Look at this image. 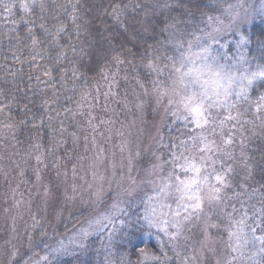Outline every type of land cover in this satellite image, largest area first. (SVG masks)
I'll list each match as a JSON object with an SVG mask.
<instances>
[{
    "label": "snow or ice",
    "instance_id": "obj_1",
    "mask_svg": "<svg viewBox=\"0 0 264 264\" xmlns=\"http://www.w3.org/2000/svg\"><path fill=\"white\" fill-rule=\"evenodd\" d=\"M225 2V18L229 20L227 25L219 16L210 15L200 9L198 5L201 0H179L182 14L193 16L195 10L202 17L201 23L204 27L192 28L191 22H187V27L192 30L181 33V36L191 39H175L172 48L174 55L165 56L170 64L167 80L152 81L156 103L163 106L168 117L165 123L182 124L187 129V133L169 141V159L166 163L170 167L166 174L159 177V183L149 181L153 185V194L149 195L147 192L140 194L135 190L127 192V195L134 199L138 197L142 206L137 220L143 221L149 229L157 230L158 235L161 236L158 249L160 254L141 248L138 264H167L170 259L168 252L165 251L167 245H170V250L178 256L176 249L179 241L182 237L187 239L184 236L186 227L194 221L204 223L205 230L208 227H220L218 224L208 223L212 215L206 209L215 208L220 209L221 214L218 219L228 235L232 253L229 264H233L237 259L243 261V264H264V234L258 235L264 233V185L253 187L251 190L241 186L240 192H234L232 197H228L225 189L230 186L228 174L231 168H224V161L219 157L232 158L231 153L224 151V148L233 143V136H222L219 145L215 139L218 130L222 134L228 124H231L230 133L236 130L237 124L243 127L242 113L239 110L241 104H247L252 110L254 119L264 123V64L257 61L256 57H249L245 50L249 37L244 33H241L236 40V51L231 56L227 51H222L228 46L221 44V38L231 26V19L239 15L237 7L243 8L241 0H237L236 4L228 0ZM49 3H54V0H19L18 6L25 14L30 15L37 6L42 14H46ZM80 4L81 0H67L66 4L55 5V8L62 9L65 13H68L70 8V19L76 24L80 19L78 7ZM188 4L192 7H187ZM15 7L17 5L12 0H0V9H3V13L8 16L12 15ZM126 7L128 6L125 5ZM155 7L170 8L171 6L164 3ZM110 15L120 27L130 33V38L139 34L130 31L138 23L135 19L128 25L122 23L121 17L126 13L119 4L113 6ZM164 23L166 27L161 30V34L167 32L174 35L180 31L178 27L180 20L176 16H172ZM76 27L79 30L81 26L76 25ZM40 28L51 36L54 45L57 44L60 34L65 32L63 24L54 26V31L45 28L43 23L40 24ZM32 33L33 29L30 26L28 35L31 37L32 45L37 46L40 41ZM78 36L79 31H77ZM107 43L111 45L112 41L108 40ZM58 46L61 51L56 59L59 60L67 53L63 51L62 45ZM260 48V56L264 58V42L261 43ZM72 51H76L74 46ZM111 59L116 64L123 63L118 55H113ZM148 66L154 67L153 62L149 61ZM104 71L101 69V72ZM78 72L79 69L73 67L74 77ZM157 72L159 74L160 70L157 69ZM45 75L51 78L50 71L45 72ZM63 79L64 76H61V80ZM257 81H260L259 85H256ZM253 92L256 94L255 99L252 98ZM4 107L6 105H0V109ZM136 107L142 111L143 102ZM247 122L252 123V121ZM36 159L40 162L39 156ZM101 196L102 189L96 193L97 201ZM233 199L235 203L231 202ZM121 205L122 201L117 197L103 213L89 218L86 226H81L73 236L66 238L67 244L62 239L58 240L54 247L45 245V254L40 255L38 259L36 258L38 254L29 256L28 260H24L21 256L16 264H52L50 257L55 258L58 254L66 253L71 244L82 246L83 241L93 232H100L110 226L113 232L118 231V223L119 225L126 223L119 219L120 216L127 215L128 208L132 206L131 202L126 207ZM16 255L14 251L13 258ZM186 259L182 264H186ZM105 264H116V262L106 258ZM119 264H131V261L121 257Z\"/></svg>",
    "mask_w": 264,
    "mask_h": 264
},
{
    "label": "rangeland",
    "instance_id": "obj_2",
    "mask_svg": "<svg viewBox=\"0 0 264 264\" xmlns=\"http://www.w3.org/2000/svg\"><path fill=\"white\" fill-rule=\"evenodd\" d=\"M228 2L236 4L237 0ZM241 2L243 8L237 7L239 15L231 19V26L221 38V44L228 46L222 51H227L229 56L236 51L240 34L264 12V0ZM218 3L209 14L219 16L227 25L226 2L220 0ZM183 32L188 31L180 30L171 35L173 42L177 38L191 39L182 37ZM152 62L154 67L148 66L149 60H124L115 72L109 71L99 78L81 107L69 118L73 123L77 122L78 134L72 140H65L58 151L38 146L19 158L16 147L0 149V264H16L21 256L28 260L34 254L33 246L41 233L42 236L52 234L56 242L63 239L67 244L66 238L86 226L89 218L103 213L117 197L122 201V207L129 202L132 204L120 220L125 221L135 213L134 208L142 211L139 198L134 199L127 192L153 194V185L149 181L159 183V177L170 167L166 163L168 157L163 153L168 117L163 106L156 103L152 84L156 79L167 80L170 64ZM141 102L142 111L136 107ZM245 119L241 117V122ZM230 127L231 124L226 125L222 134L218 130L215 137L219 145L222 136H233V143L224 148L232 158L219 157L225 168H231L226 194L241 175L249 179L251 174L249 177L247 173L241 174V159H245L241 151L252 141L253 131L257 132L251 129L244 132L241 124H237L236 130L230 133ZM38 156L40 162L36 159ZM101 189L102 196L97 201L96 193ZM206 211L212 215L208 223L216 224L217 218L211 210ZM194 222L197 229L190 242L193 252L186 259L187 264H229L232 253L227 232L212 227L205 230L204 223ZM192 225L185 230L189 239ZM146 229L136 239V253L139 256V249L145 248L159 255L161 236L155 229ZM100 232L90 234L82 246L71 244L68 249L84 247L88 238ZM14 251L17 253L15 258L12 256ZM40 255L44 253L36 258ZM233 264H237L236 261Z\"/></svg>",
    "mask_w": 264,
    "mask_h": 264
},
{
    "label": "trees",
    "instance_id": "obj_3",
    "mask_svg": "<svg viewBox=\"0 0 264 264\" xmlns=\"http://www.w3.org/2000/svg\"><path fill=\"white\" fill-rule=\"evenodd\" d=\"M219 1L201 0L198 7L210 13L215 5L218 6ZM12 2L17 7L13 9L11 16L4 14L3 9H0V105H6L0 109V149L16 147L19 158H22L24 152L37 146L43 149L55 148V151H58L66 143L65 140L75 138L79 126L69 118L81 107L87 93L99 78L109 71L115 72V69L123 64H116L111 59L113 55H118L122 61L149 60L168 63L165 56L174 55V42L169 33L161 34V30L166 27L164 21L176 16L180 20L178 27L182 31H191L192 28L203 24L202 17L195 10L193 16L182 14L179 0H81L78 5L80 19L76 24L70 19V8L68 13L55 8V5L66 4L67 0H54V3H49L46 14H42L37 6L30 15L19 8V0ZM164 3L171 7H155ZM116 4L125 10L126 15L121 17L124 25L130 24L134 19L138 21L134 29L130 30L139 33L134 38H130V33L120 27L110 15ZM125 5L128 7L125 8ZM187 7L191 8L192 5L188 4ZM187 22H191L192 28L187 27ZM41 23L52 31L56 25L65 26V32L60 34L56 45L52 43L51 36L40 28ZM76 25L81 26L79 30ZM30 26L33 29L32 34L40 41L37 46L32 45L28 35ZM243 33L249 37L245 48L249 57H256L257 61L264 64V58L260 56V45L264 42V12L258 15ZM108 40L112 41L111 45L107 43ZM58 45H62L63 51L67 53L59 60L56 59L61 51ZM72 46L75 47V52L72 51ZM73 67L79 69L75 77L72 75ZM89 68L93 70L89 71ZM101 69L105 71L101 72ZM47 71L51 72V78L45 75ZM61 76H64L63 80ZM259 84L260 81H257L256 85ZM255 95L253 92V99ZM239 110L243 114L241 117H246L241 130L246 132L251 129L258 133L253 131L252 141L241 151L245 158L241 159V174L247 173V177L251 175L249 179L241 175L238 181L234 182L232 190L230 188L226 194L228 197H232L234 192H240L241 186L251 190L253 187L264 185V123L254 119L247 104H241ZM257 128L263 131L260 132ZM164 133L163 153L169 159V141L186 134L187 129L182 124L173 122L167 125ZM231 202L236 201L233 199ZM134 209L136 212L127 217L124 225L118 223V231L113 232V229L108 227L88 238L84 247L69 248L66 253L58 254L55 258L50 257L52 264H105L106 258L119 264L121 257H126L131 264H138L140 258L136 253L135 242L148 227L143 221L137 220L141 209ZM211 212L215 213L214 217L217 218L214 223L220 225L217 229L225 230L218 219L220 209L215 208ZM196 224L193 222L189 229L192 233L189 235L193 239H189L186 233L184 236L187 239H180L176 249L178 256L174 255L170 250L171 246L167 245L170 258L167 264H182L193 252L190 242L194 240ZM37 237L33 246L34 254H45V245L56 246L52 234L42 236L41 233ZM236 263L243 264V261L237 259Z\"/></svg>",
    "mask_w": 264,
    "mask_h": 264
}]
</instances>
